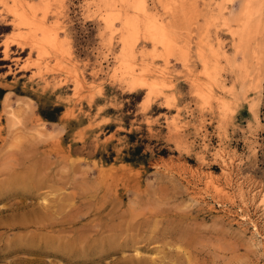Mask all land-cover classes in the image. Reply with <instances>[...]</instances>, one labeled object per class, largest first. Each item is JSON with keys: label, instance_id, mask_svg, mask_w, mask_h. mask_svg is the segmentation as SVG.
Returning <instances> with one entry per match:
<instances>
[{"label": "rangeland", "instance_id": "obj_1", "mask_svg": "<svg viewBox=\"0 0 264 264\" xmlns=\"http://www.w3.org/2000/svg\"><path fill=\"white\" fill-rule=\"evenodd\" d=\"M240 6L0 0V264H264V41L239 49Z\"/></svg>", "mask_w": 264, "mask_h": 264}, {"label": "bare ground", "instance_id": "obj_2", "mask_svg": "<svg viewBox=\"0 0 264 264\" xmlns=\"http://www.w3.org/2000/svg\"><path fill=\"white\" fill-rule=\"evenodd\" d=\"M136 9L139 10V11H141V12H144V10H145L143 4H141V3H139L136 6ZM23 14H21V15L19 14L22 22L25 25H28V26L32 25L31 22L29 21V19L26 17V15H23ZM147 18H149V17H147ZM223 21H225V20H223ZM233 22H234V24L236 23V25L238 27L234 32L237 35V37H238L237 39H239L238 42L240 43V47L242 48V49L241 48H239V49L242 50V52H244V53L246 52L248 54V50L251 47L250 45L252 44L253 41H256L257 42L256 43L257 46L255 47V50H253V52L256 54L257 53V50L261 46L262 41H264V0H241L240 9L234 15ZM223 23H225V22H223ZM125 25L128 26V27H130L131 29L129 31V35L124 40V50H123L124 53H123V61L121 63V67L122 68H125L126 70H132L133 69V67H132L133 64L131 62L135 59V54H136V52H135V50H136L135 49L136 48V41L138 40V35H139V31H140V28H139V20L136 17L129 18L125 22ZM227 25L228 24H226V26ZM33 26H34V24H33ZM41 30L43 31V37L40 40V46L43 49L46 48V47H51L53 49L60 47V42L58 40L57 35L49 33L48 30H46L44 28L43 29L41 28ZM146 31L148 33V38L150 40H152V42L154 43V45H161V46H163L166 49L167 52H170L173 49V44H174L173 42L174 41L172 40L169 31L166 28H164L163 26L159 25L153 19H150V18L147 19ZM174 32L175 31H173V33ZM231 34H232V32H231ZM240 50H239V52H240ZM182 53H183V55H182V57H183L184 56V51ZM188 53H189V51H188ZM244 53L242 55H244ZM170 54H171V52H170ZM204 57L202 55H200L199 58L202 59L203 64H206V62L204 60ZM216 58H218V57H216ZM245 59H247V57L244 58V60ZM207 63H208V61H207ZM246 64H247V62L244 65L245 67H246ZM139 83L140 84H143L146 87L148 86V88L150 87V90H151L150 93H152L153 91L155 92V90H156L155 84H150V83L148 84L147 80L144 78V75H135L134 74V79L130 83L131 86L133 87V89ZM256 106H257V104H256ZM254 113H256V112H254ZM259 200L261 202L262 208H264V192L260 194ZM242 220H245V221L250 220L251 221V219L247 216V214L244 215V216H242ZM252 223L254 225L255 231L257 233H259V227L254 222H252ZM259 235H260V233H259Z\"/></svg>", "mask_w": 264, "mask_h": 264}]
</instances>
